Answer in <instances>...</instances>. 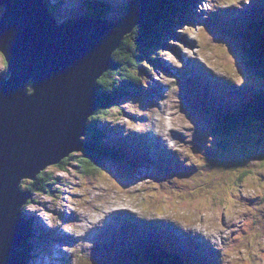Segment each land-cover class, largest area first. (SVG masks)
I'll use <instances>...</instances> for the list:
<instances>
[{"label": "rangeland", "instance_id": "374dc122", "mask_svg": "<svg viewBox=\"0 0 264 264\" xmlns=\"http://www.w3.org/2000/svg\"><path fill=\"white\" fill-rule=\"evenodd\" d=\"M60 1V3H59ZM114 1V6L110 8V12L112 13V17L114 19H118L120 16L123 15L125 12V7L123 5L125 4L126 0H112ZM48 2V0H46ZM51 2L59 3V7H56V10L53 8V6L48 5L50 9L52 10V13H54V16L56 17V21L60 22L62 20H65L69 17H79L82 15V13L78 10L80 6V3L82 2L83 5H85L84 0H51ZM226 7H220V9L226 10L227 7H235L236 3H232L231 1L226 2ZM0 14L2 9L4 7L0 6ZM207 4L206 3H197L196 7H192V13H195L193 15V18H197V14H199L200 20H203V23H195L194 21H189L188 23H194L193 28L189 26H184L181 29H175L173 30V36H170V38L167 40L170 44L173 45V47H167L164 52L157 55L152 54V51L150 52V55L153 57H157L158 59L161 57V60L163 62H166L173 66L175 69H182L183 68V56H186L187 58H192L199 61L202 57L207 56L208 60L211 63H215V66L219 65L217 64V60L222 62L224 66L227 68H230L229 63H232V58H230V55L232 52H228V49L224 44L228 42V44L232 47L234 45L233 39L231 35L229 38L227 37V33L223 32H217L214 34V31H208V29H205L206 21L204 20L206 14L202 11L206 10ZM252 7V6H251ZM80 9V8H79ZM228 11V10H227ZM191 15V14H190ZM210 18V16H207ZM195 25V26H194ZM134 29V28H133ZM213 37H215L213 39ZM215 45V47H214ZM213 46V47H212ZM212 48V49H211ZM211 49V50H210ZM225 54V58L221 56V54ZM185 62V61H184ZM219 63V62H218ZM157 68L151 69L149 72V78L154 77L152 80H158L162 82L164 85L166 84L164 77L167 76L169 73L164 74L162 72L164 71H158L160 66L159 64L156 65ZM5 71V62L3 60V57L0 53V75L4 74ZM168 72V71H166ZM169 76V75H168ZM235 76V75H234ZM260 82V81H256ZM129 100H126V97L123 99L124 101L121 102L118 107L113 108L110 111H107L106 116L108 118L104 119L102 118L99 120L101 123H105L109 121L110 122L113 119L114 124H120L124 125L125 121L127 120V117L123 114H121L119 117H115L117 113L120 111L119 109H124L127 113H132L134 115L136 114V109H141V104L143 101L139 102L140 96L138 93L133 92L131 93ZM151 97V95L149 96ZM133 98V99H131ZM133 100V101H130ZM168 101V100H167ZM166 101V102H167ZM163 103V100L160 99L158 102V105L161 106ZM187 103L184 101L180 103V101L175 103L176 106V115H182V118L185 121H189L185 116V107ZM157 107L153 110L154 118L151 123V130L155 129V123L159 126L156 127L159 132L160 130H164L165 127L163 123L160 121V118L163 114V110H161L160 107ZM150 108V107H149ZM151 109V108H150ZM174 109V108H173ZM143 110V109H142ZM134 112V113H133ZM139 114L141 116L144 115L143 111H139ZM165 112V111H164ZM115 115V116H114ZM131 116V114H128ZM168 115V114H167ZM149 117V115H146ZM132 117V116H131ZM199 117L198 115L196 116ZM195 117V118H196ZM196 120L199 122V127L197 128L199 132V137L203 140L205 143V152L208 154V158L216 161H229L232 159H229L232 157V154L225 155V150H221L222 147L218 144V137L213 136L210 137L207 134V131L204 127V119L205 116L200 115V120ZM104 119V120H103ZM159 119V120H158ZM176 117L173 116L172 120H175ZM147 121V119H145ZM135 127H143V124L140 125H134ZM146 131V130H145ZM88 134V133H87ZM232 137L227 136L221 141H228L232 144H234V147L237 149H241L243 146H247L254 143H260L264 141V122L261 124L254 125L253 127L246 128L245 130H242L238 133H233ZM82 140L85 141L86 137L81 136ZM221 139V138H220ZM264 143V142H263ZM219 153V154H218ZM79 155L80 153H76ZM229 157V158H228ZM249 155H242L240 157V160L238 163H242L243 166L240 167L244 170H239L238 168H226L230 170H233L235 172H227V175L221 172H215L213 176L210 179L205 180V183L201 185H197L194 188V192L190 191L187 194H181L176 195L172 198H165L167 195L163 197V199L158 198V195L161 194V187L159 186L157 188L156 183L153 184L154 192L147 195H137L134 193L135 189L137 188L138 184L141 183L143 180L147 179H136L134 182L131 180L133 177V169H130L127 173H124V175L120 174L121 171L124 169L122 166H117L112 164L113 161H106L104 164H109L110 166H115L119 169L118 173H109L113 178L110 180V176L107 173L105 175V171L101 170L98 172V174L95 176L98 181L97 185L94 186V188L99 191L96 193V197L94 199L89 200V202H85L81 199L82 193L87 192L86 188H89V184H87L85 181L83 174L80 172V168L78 167V163H76L74 160L71 161V163L68 164L67 168L65 170H61L60 168L54 166H50L46 168V170L49 173L48 180L53 183L54 185L52 189L51 195L46 194H39L34 193L33 198L36 200L37 203H33L29 205L25 212L26 216L29 215V211L33 209L36 211L35 215L38 218V220L33 221V224L35 225L36 229H34L35 233H38L40 235L46 234L49 231L51 232L50 236L47 235L48 239L53 241L54 235L52 229V219L56 217V215H60L61 217L58 218V223H56V227L59 230V235L54 238V242L52 244L51 251L49 253H42L40 246L38 243L33 242V249L31 251L30 256V264H57L59 263L57 259L53 258L52 250L55 248L60 252V259L61 256H65L66 252L65 249L70 253L71 255V261L72 264H120L124 262H132V260L129 259L127 252H114V248L116 246H119L121 241H119V234L121 230L127 229V220L124 222H120L121 216H118V213H123L125 216H132V213L129 209H127V205H122L119 198L129 202L134 207V216L137 219L140 217H148L145 213L141 212V209L135 205V202L144 210L143 205L146 203H150L152 206V213L151 215H154L152 218L153 221H156L159 223V219H157V215L163 216L167 220L174 222L176 224H180L184 230L188 229L193 231L192 237L194 236L195 230L199 228L198 230L207 238L209 242H211L210 246L203 245L199 242L201 245L208 248L211 252H215V248L218 250L221 249L220 243L221 241L215 240L212 236L213 233L218 232V228L221 227L222 223L224 222L229 223L228 216L226 214H222V218L217 220L213 217V214H199L200 210H203L207 208L210 204L211 200H215L213 206L216 207L219 211H225L230 210V208L237 202L236 196L239 194V188L242 189L241 186H246L248 181H253L254 178L251 175L254 171V167L256 166V161H251L252 159H258L262 162L264 165V152L261 155L260 158H254L253 154L251 155L252 159H248ZM203 162V161H200ZM223 164L225 162H222ZM124 164L128 165L126 162ZM129 166V165H128ZM144 170V169H142ZM191 181L193 180V177L191 176ZM260 179L261 186L264 189V175L258 176ZM109 179V180H108ZM131 180V186L130 181ZM176 180H178V177L176 176ZM194 181L195 177H194ZM221 182V186L218 187V183ZM126 184V186H121L120 184ZM31 184H29L28 180H24L22 183V189H27L28 187H31ZM110 187V189L108 188ZM129 189V190H128ZM30 190V189H29ZM125 190V191H124ZM115 191V192H114ZM114 192V193H112ZM257 192L264 195V191L258 189H253L251 184H248L246 186L245 194L241 197L239 207L242 208L247 213H250L251 216L256 215L259 218H264V198L260 200V203L262 206H259L257 208H254V201L252 200L254 197H256ZM103 195L104 199H116L117 201H113L112 203L108 201L109 207H112L111 210H116L118 213H115L114 217V223L112 224L114 228H111V226L107 227V230L104 232L109 233V230H115L112 242H108V248L102 247L101 245H97L95 249H92V247H84L80 245H71L73 240L67 239L63 236H68L67 233H71L75 236H81L82 231L77 230L79 224L83 222V215L86 217H89L88 214L93 215L96 210L92 207H88L87 205H90L91 203H97V201H101L102 198H100L99 194ZM50 194V193H49ZM95 195L91 193L90 197L93 198ZM117 196V197H115ZM154 198H157V201H152ZM197 200L196 207L190 206V204L187 201H191L192 199ZM249 198L250 200H247ZM152 199V200H151ZM172 203V208L169 207V202ZM196 202V201H195ZM232 205V206H231ZM40 211V212H39ZM58 211V212H57ZM65 211L71 212L70 214L65 213ZM149 214V216H151ZM34 217V216H31ZM152 217V216H151ZM233 217V216H232ZM246 217L245 212H241L237 216V224L241 222L242 219ZM130 218V217H129ZM156 218V219H155ZM161 221V220H160ZM264 223V220H263ZM92 226L91 222L88 221V223L85 225V227L89 228ZM261 227H264L262 224ZM239 230V226L236 229L235 233ZM45 231H47L45 233ZM66 232V233H65ZM98 232V231H97ZM96 232V233H97ZM162 232V230H161ZM101 232L98 235V240H102L106 236H102ZM222 234V239H224V242L228 240V236H225L223 231H220ZM117 237V240H115ZM36 238V237H33ZM80 238V237H79ZM80 238V243H81ZM259 242L261 247L264 248V234L259 231V227L257 224V228L254 231H250L248 235V239L245 246H238L235 248V250L238 251V255L240 257V263L239 264H250V260L254 259L259 262V264H264V260H261V253L258 252V255L255 253L254 257L250 259V254L254 251V244L253 243ZM70 245V246H68ZM86 252L89 254L86 255ZM128 252L131 253V250L128 249ZM24 254L23 247L17 248V255L21 259V257ZM113 254V255H112ZM209 254V253H206ZM224 254H230L229 250L224 249ZM55 255L58 256L56 253ZM43 259V260H42ZM54 259V260H53ZM199 260H202V258H199ZM236 261L234 255L228 256L225 260H221L217 264H231V261ZM249 261V262H247Z\"/></svg>", "mask_w": 264, "mask_h": 264}, {"label": "water", "instance_id": "95a60500", "mask_svg": "<svg viewBox=\"0 0 264 264\" xmlns=\"http://www.w3.org/2000/svg\"><path fill=\"white\" fill-rule=\"evenodd\" d=\"M0 6V52L10 73L0 76V264H18L21 209L32 195L20 185L81 148L96 80L132 24L82 19L55 27L40 0H0ZM132 8L136 24L143 12Z\"/></svg>", "mask_w": 264, "mask_h": 264}, {"label": "trees", "instance_id": "16d2710c", "mask_svg": "<svg viewBox=\"0 0 264 264\" xmlns=\"http://www.w3.org/2000/svg\"><path fill=\"white\" fill-rule=\"evenodd\" d=\"M191 1L193 0H153L151 2L141 21L130 33L123 37L119 48L112 53L109 69L96 81L98 104L101 108L116 102L121 92L133 86L135 82L139 83L133 66L138 63V60L145 55L150 47L156 50L159 48L166 49L165 44H163L164 40L170 38L173 30L181 29L187 24L186 20L189 14L193 16ZM102 16L100 12L95 14V17ZM231 26L234 25L230 24L228 27ZM231 30L232 32L240 31L241 38L247 41L241 48L242 61L239 63V69L264 76V25H247L244 22L238 30L237 28ZM119 83L121 86H117ZM253 112V110L250 111L251 117H253ZM255 118L264 119V98ZM242 119L247 120L246 118ZM219 128L224 134L231 135L234 132L232 127L225 121L221 122ZM86 133H88V139L84 141L82 156L70 155L64 158L58 167L66 168L69 161L74 158L75 162L80 165V172L86 179V183L91 184L93 183V177L102 168L101 164L106 161L101 158L122 159L124 156L115 153L113 148L121 151L125 148L119 144L118 140L113 141L116 144L115 147H112L109 142H103V134L96 130L87 129ZM213 134L219 135L220 132H213ZM124 152L129 159L140 162V154L128 150ZM228 163L232 162H226L224 165ZM221 167L225 168L224 166ZM31 187L35 190L34 192L39 194L51 195L52 193V183L48 180L47 174L38 175L37 179L32 182ZM29 202L35 203L36 201L31 198ZM27 231L29 230L27 229ZM165 238L166 234L162 235L161 232L158 235H150V237H144L140 234V239H132L135 242L134 255L138 258L144 257L150 262L149 264H153L156 255L163 251ZM22 245L25 256V250L28 249L30 242L24 239ZM176 259L177 263L175 264H188L181 257ZM25 260H27V257H25Z\"/></svg>", "mask_w": 264, "mask_h": 264}, {"label": "bare ground", "instance_id": "6f19581e", "mask_svg": "<svg viewBox=\"0 0 264 264\" xmlns=\"http://www.w3.org/2000/svg\"><path fill=\"white\" fill-rule=\"evenodd\" d=\"M216 1V3H217V5L219 6V7H223V4L221 3V1L220 0H215ZM129 5H130V3H129ZM87 7V6H86ZM89 8V7H88ZM128 34V33H127ZM126 35V34H125ZM124 35V36H125ZM123 36V37H124ZM123 39V38H122ZM226 55L223 53L222 54V57H225ZM187 71V70H186ZM187 75L189 76V77H192V76H194V72H192V70H190V72H187ZM203 91H204V88H203ZM177 118V117H176ZM233 133H235V132H232L231 134H233ZM188 136V135H187ZM188 143H192L191 141H188ZM198 153H201L200 151L198 152ZM192 169V168H191ZM27 191V190H26ZM115 192V191H114ZM114 192H112V193H114ZM30 198H32V195H30ZM119 200H120V202H121V204L122 205H127V209H130L131 210V213H132V216H134V207H133V205L132 204H130L129 202H127V201H125V200H123V199H121V198H119ZM36 203V202H35ZM34 203V204H35ZM234 206V205H233ZM97 210H99L98 208H97ZM111 216V215H110ZM33 219H36V220H38V218H35V217H32ZM166 223V222H165ZM237 228H238V224H237ZM197 229H199V228H197ZM227 229L228 230H230V232L231 233H227V235L229 236V237H231L232 239H234V240H237V239H240L241 237H239L238 235H237V232L235 233V231H236V229L234 228V226H227ZM47 231H45V233H46ZM50 232V231H49ZM66 233V232H65ZM50 234H51V232H50ZM68 234V236L71 238V239H74V235L73 234H71V233H67ZM212 236H213V238L215 239V240H218V241H220V239H221V233L218 231V232H216V233H213L212 234ZM109 237V236H108ZM89 237H84V240L83 241H81V242H87L89 239H88ZM247 239H248V235H246V237H245V240L247 241ZM109 240L112 242V239L109 237ZM197 240V239H196ZM75 241H76V243L77 244H80V238L79 237H76L75 238ZM205 241L207 242V239H205ZM49 244H47V247H46V250L47 251H49V247L51 246V243H52V239L51 240H49ZM211 243V242H210ZM212 244V243H211ZM220 246V245H219ZM127 249H129V248H127ZM55 250H57L56 248L54 249V250H52V251H55ZM235 252H236V258L237 259H239L240 260V257H239V255H238V250H235ZM215 253V252H214ZM54 254V259L56 258L57 259V261L59 262V263H57V264H62L61 262H60V259H59V256H57V255H55L56 254V252L55 253H53ZM215 257H217V254L215 253ZM53 259V260H54ZM29 260H30V257H29Z\"/></svg>", "mask_w": 264, "mask_h": 264}, {"label": "clouds", "instance_id": "9594fccd", "mask_svg": "<svg viewBox=\"0 0 264 264\" xmlns=\"http://www.w3.org/2000/svg\"><path fill=\"white\" fill-rule=\"evenodd\" d=\"M23 183V182H22ZM31 234V233H30Z\"/></svg>", "mask_w": 264, "mask_h": 264}]
</instances>
